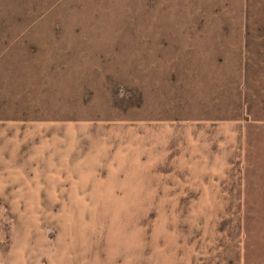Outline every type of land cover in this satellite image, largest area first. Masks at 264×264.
<instances>
[{
	"label": "rangeland",
	"instance_id": "374dc122",
	"mask_svg": "<svg viewBox=\"0 0 264 264\" xmlns=\"http://www.w3.org/2000/svg\"><path fill=\"white\" fill-rule=\"evenodd\" d=\"M0 264H264V0H0Z\"/></svg>",
	"mask_w": 264,
	"mask_h": 264
},
{
	"label": "crops",
	"instance_id": "0c3cea01",
	"mask_svg": "<svg viewBox=\"0 0 264 264\" xmlns=\"http://www.w3.org/2000/svg\"><path fill=\"white\" fill-rule=\"evenodd\" d=\"M206 129V128H205ZM210 129V128H209ZM217 129V128H216ZM218 130L219 131H229V128H227V127H219L218 128ZM212 171H213V169L210 171V173H212ZM209 181V183H212V184H210V188L209 189H212L213 191L214 190H217L216 188H218V187H216L215 185H217L218 183H222L221 181H225V180H222V179H220L219 181L218 180H216V179H210V180H208ZM240 183V186H237V187H234L233 189H236L238 192H241V194H234V195H232L233 197H243V194H242V191H244L243 189V187L241 186V182H239ZM205 188H208V187H205ZM226 189L227 190H231V188H230V186H220L219 188H218V190H219V192H223V191H226ZM204 197V196H203ZM207 197H224V193H222V194H212V195H210V196H207Z\"/></svg>",
	"mask_w": 264,
	"mask_h": 264
}]
</instances>
